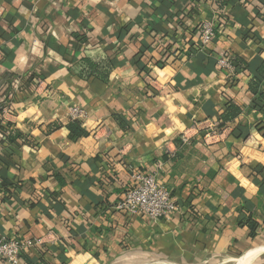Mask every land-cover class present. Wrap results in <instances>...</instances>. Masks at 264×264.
<instances>
[{
  "label": "crops",
  "instance_id": "0c3cea01",
  "mask_svg": "<svg viewBox=\"0 0 264 264\" xmlns=\"http://www.w3.org/2000/svg\"><path fill=\"white\" fill-rule=\"evenodd\" d=\"M220 18L216 54L189 55L200 25ZM222 53L256 75L264 0H0L3 120L31 139L0 143V237L40 241L19 264H198L251 250L239 223L264 222V186L250 179L264 168V109L247 73L228 85ZM227 100L244 112L219 131ZM74 109L89 133L76 143ZM52 123L63 128L49 134ZM143 172L171 192V217L115 209Z\"/></svg>",
  "mask_w": 264,
  "mask_h": 264
},
{
  "label": "trees",
  "instance_id": "16d2710c",
  "mask_svg": "<svg viewBox=\"0 0 264 264\" xmlns=\"http://www.w3.org/2000/svg\"><path fill=\"white\" fill-rule=\"evenodd\" d=\"M231 0H216V3L219 7V9H222L229 5ZM194 12V10L192 11ZM203 24V23H202ZM202 24L199 27V41L192 45L191 50L189 53L192 54L195 51H202L206 50L207 52H210V54L215 55V51L209 50L210 47L213 45L214 40L217 37L218 30L222 28V25L224 24L222 19H218V22H216L217 29H216V35L212 42H210L207 46H202L200 44V30L202 27ZM165 53L170 55V57L175 56L177 53H173L171 50L166 49ZM140 55L141 52L139 53ZM220 57L228 62L231 63V65L234 68V75H229L224 68L219 67V70L226 76L228 85L233 86L235 85L236 78L241 73H247L249 82H248V90L252 94V96L255 98V105L256 107L260 108L261 110L264 109V92L262 91V86L264 85V63L258 68L256 75H253L249 72V64L244 61L243 59H239L238 57L231 56L229 53H222ZM88 67L92 71L98 70L100 67H98L96 64L91 63L89 61L86 62ZM139 66V70L143 71L144 66L141 65L140 62L137 63ZM244 112V109L234 103L232 100H227L225 109L223 113L220 115V124L218 126V130L222 131L228 126L232 125L235 120ZM4 109L3 105H0V134H2V139L0 141L1 144L6 145H19L24 142L27 144L31 143V139L28 138V136L24 135L22 132H20L13 124L11 123H4L3 116H4ZM123 126V122L121 123ZM63 126L59 123H52L48 125V133L51 134L55 131H58L62 129ZM66 128L69 131V140L73 143L78 142L80 139L88 137L89 133L84 128L83 123L80 119L72 120ZM245 126L242 124H239L235 126V129L238 130L239 134L242 136L244 132ZM246 136V135H245ZM56 178L58 179L60 185L63 187L65 184L64 179L60 175H56ZM250 179L254 182H257V184L264 186V168L261 169V171L253 170L252 174L250 175ZM7 194H10L11 192L6 191ZM240 226L246 227L249 230V237L251 239H256L258 236L262 235L264 236V222L260 223L258 222L255 214L253 213H247L246 217L240 221ZM24 254V253H23ZM23 254L21 255V260L23 258ZM25 257V256H24Z\"/></svg>",
  "mask_w": 264,
  "mask_h": 264
},
{
  "label": "built area",
  "instance_id": "2783aa9c",
  "mask_svg": "<svg viewBox=\"0 0 264 264\" xmlns=\"http://www.w3.org/2000/svg\"><path fill=\"white\" fill-rule=\"evenodd\" d=\"M217 25L214 20L203 22L200 30V44L207 46L216 35ZM220 67L229 75H234V68L230 62L220 59ZM84 112L73 110V120L82 119ZM184 139L186 136L183 137ZM186 140V139H185ZM118 211L129 215L143 214L152 220L171 217L178 211L171 192L159 182L155 173H136L133 175V186L126 191L116 206ZM40 241L22 240L19 238L6 239L0 237V262L19 264L21 255L29 248L37 246Z\"/></svg>",
  "mask_w": 264,
  "mask_h": 264
},
{
  "label": "rangeland",
  "instance_id": "374dc122",
  "mask_svg": "<svg viewBox=\"0 0 264 264\" xmlns=\"http://www.w3.org/2000/svg\"><path fill=\"white\" fill-rule=\"evenodd\" d=\"M261 221L260 223H262ZM257 258L253 262V264H264V237L259 236L255 240L252 241L251 250L247 253H243V255L236 256L233 260H229V258L225 257H216L209 258L207 260L201 261L198 264H238V261L242 258L247 257L248 255H256ZM155 263V262H150ZM133 264H142V263H133ZM149 264V263H146Z\"/></svg>",
  "mask_w": 264,
  "mask_h": 264
},
{
  "label": "bare ground",
  "instance_id": "6f19581e",
  "mask_svg": "<svg viewBox=\"0 0 264 264\" xmlns=\"http://www.w3.org/2000/svg\"><path fill=\"white\" fill-rule=\"evenodd\" d=\"M259 254L256 255H248L245 258H242L238 261V264H253L255 259L257 258ZM149 264H169V263H149Z\"/></svg>",
  "mask_w": 264,
  "mask_h": 264
}]
</instances>
